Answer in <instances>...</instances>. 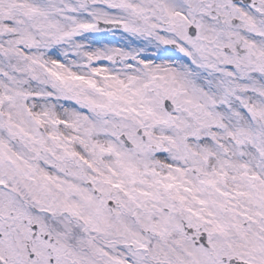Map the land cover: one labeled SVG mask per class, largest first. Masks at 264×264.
Returning a JSON list of instances; mask_svg holds the SVG:
<instances>
[{
	"label": "snow or ice",
	"instance_id": "obj_1",
	"mask_svg": "<svg viewBox=\"0 0 264 264\" xmlns=\"http://www.w3.org/2000/svg\"><path fill=\"white\" fill-rule=\"evenodd\" d=\"M0 264H264V0H0Z\"/></svg>",
	"mask_w": 264,
	"mask_h": 264
}]
</instances>
